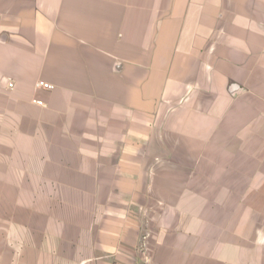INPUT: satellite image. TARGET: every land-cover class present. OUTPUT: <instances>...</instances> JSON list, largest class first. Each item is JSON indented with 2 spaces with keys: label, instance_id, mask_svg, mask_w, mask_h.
I'll use <instances>...</instances> for the list:
<instances>
[{
  "label": "crops",
  "instance_id": "1",
  "mask_svg": "<svg viewBox=\"0 0 264 264\" xmlns=\"http://www.w3.org/2000/svg\"><path fill=\"white\" fill-rule=\"evenodd\" d=\"M0 264H264V0H0Z\"/></svg>",
  "mask_w": 264,
  "mask_h": 264
},
{
  "label": "built area",
  "instance_id": "2",
  "mask_svg": "<svg viewBox=\"0 0 264 264\" xmlns=\"http://www.w3.org/2000/svg\"><path fill=\"white\" fill-rule=\"evenodd\" d=\"M9 87L12 88L13 84L10 83ZM36 87L38 89H44V90H52L53 89L52 85H50L49 83H46L44 81L37 82ZM35 103L38 104L39 106H44V102L42 100H37V101H35Z\"/></svg>",
  "mask_w": 264,
  "mask_h": 264
}]
</instances>
